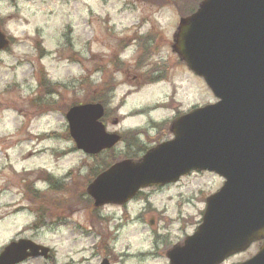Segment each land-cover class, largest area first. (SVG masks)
Wrapping results in <instances>:
<instances>
[{
    "label": "rangeland",
    "instance_id": "374dc122",
    "mask_svg": "<svg viewBox=\"0 0 264 264\" xmlns=\"http://www.w3.org/2000/svg\"><path fill=\"white\" fill-rule=\"evenodd\" d=\"M158 1L0 0V29L10 39L0 51V183L11 186L0 196V251L11 240L28 238L51 252L49 259L22 264H100L103 258L110 264H168L166 250L194 232L205 198L222 185L213 173L194 172L176 183L142 189L122 205L93 208L85 201L87 180L98 170L94 157L64 136V110L73 102L86 101L111 79V93L103 94V122L107 132L121 137L141 133L113 148L117 159H137L143 154L138 146L172 138L157 126L216 100L171 50L172 34L184 16L180 9L194 8L197 0ZM139 34L156 40L139 48L132 42ZM115 56L123 64L121 73L110 64ZM137 60L142 67H136ZM155 69L162 71L151 73ZM140 73L144 79L135 84ZM41 74L43 88L38 87ZM37 171L66 190L51 193L41 181L35 182L41 200L25 196L22 175L31 172L27 177L33 181ZM75 190L78 199L71 208L58 203ZM42 205L46 213H39ZM258 246L255 242L221 264L242 262Z\"/></svg>",
    "mask_w": 264,
    "mask_h": 264
},
{
    "label": "water",
    "instance_id": "95a60500",
    "mask_svg": "<svg viewBox=\"0 0 264 264\" xmlns=\"http://www.w3.org/2000/svg\"><path fill=\"white\" fill-rule=\"evenodd\" d=\"M8 44L0 29V50ZM172 52L216 98L174 118L172 138L138 160L123 159L100 172L86 188L95 207L122 205L143 188L176 182L191 171L224 178L205 199L193 234L167 252L169 264H221L262 241L249 259L264 264V0H202L179 19ZM101 103L71 106L65 113L75 147L95 155L115 146L120 135L101 121ZM50 249L30 239L11 241L0 264L48 258ZM100 264H109L103 259Z\"/></svg>",
    "mask_w": 264,
    "mask_h": 264
},
{
    "label": "trees",
    "instance_id": "16d2710c",
    "mask_svg": "<svg viewBox=\"0 0 264 264\" xmlns=\"http://www.w3.org/2000/svg\"><path fill=\"white\" fill-rule=\"evenodd\" d=\"M158 1V0H156ZM160 3H162V1H158ZM180 11H183V14L182 15H186V13L184 12L183 9H180ZM38 49H39V55L42 54L43 52V48L41 46H38ZM137 63H140V61L138 60ZM119 67H122V64L121 63H117L116 64V69H118ZM157 69L155 70H152L151 73H155ZM156 75V74H155ZM44 75L41 74V78L38 80V87L39 88H43V86H45V82L43 80V77ZM157 76V75H156ZM156 78H153V80H155ZM111 79H108V80H105L101 83V88L98 90H95V92L86 100V101H99V102H102L104 103L105 101V98L103 96V94L106 92V93H111L112 91V85H111ZM48 86V84H47ZM51 91V88L49 89V92ZM75 103H78V102H73L72 104H75ZM67 109V108H66ZM66 109L64 110V113L66 111ZM157 129H158V132H168V125H166L165 123H162L161 125L157 126ZM141 133L138 132V131H131V132H127L125 133V135L122 137V140H126L125 138L128 137L130 139H137L138 136L140 135ZM58 136V134H57ZM66 138L68 137V134L67 132L65 133L64 135ZM50 137H56L55 134H51ZM156 138V137H155ZM154 138V139H155ZM160 142V140L156 138V143ZM139 149H141V152H145L147 150L146 147L144 146H138ZM104 154V155H102ZM127 155V154H126ZM130 158H136V156H130ZM94 163L96 165V169L98 171L95 172V174H97L98 172H100L101 170L105 169L106 167H108L110 164H112L113 162H115L117 160L116 158V155L114 154V151L113 149H110V150H107L105 153H101V154H98V155H95L94 156ZM95 174L93 176H95ZM92 176V177H93ZM44 180L49 184V191L51 193H60L66 189H64L63 187H60L59 184H58V181L56 179H54L53 177L51 176H48V177H43ZM91 179V178H90ZM87 180V182H89V180ZM66 192V191H65ZM76 193V190L75 191H67V197L66 199L65 198H62V199H65L64 201H61L58 203H62L64 208H71V205L78 199V197H76L75 195ZM34 198H36L37 200H41L38 198V195L41 196L42 198V195L39 191H32L31 193ZM54 197V196H52ZM55 197H58V196H55ZM50 199V198H49ZM51 201H53L52 199H50ZM86 203L90 204L91 203V200L87 199L85 200ZM49 205V204H48ZM46 213V210H44V207H43V210L40 211L39 213ZM106 250L105 248H103V251Z\"/></svg>",
    "mask_w": 264,
    "mask_h": 264
},
{
    "label": "flooded vegetation",
    "instance_id": "af4514ba",
    "mask_svg": "<svg viewBox=\"0 0 264 264\" xmlns=\"http://www.w3.org/2000/svg\"><path fill=\"white\" fill-rule=\"evenodd\" d=\"M197 3H199V1L197 2ZM188 5V4H187ZM190 5V7H191V4H189ZM193 9V6L190 8V10H192ZM173 34H174V32H173ZM173 34H172V36H173ZM156 40V38H155V36H153V35H151V34H146V35H137L136 36V38L132 41V42H134L135 43V45L137 46V47H139L140 48V46H145V45H147L149 42H154ZM121 41V42H120ZM118 43L119 44H121L122 45V47H124V46H126L125 45V41L124 40H119L118 41ZM147 43V44H146ZM138 61V60H137ZM140 61V63H141V60H139ZM121 63L120 61H119V58H118V56H115V57H113V58H111L110 59V64L112 65V66H116V64L117 63ZM140 63H137L136 62V67H142V66H139V64ZM122 64V63H121ZM99 68H101L100 66H98ZM122 67H123V64H122ZM121 67H119L118 69H120ZM127 68H130V67H126V70H127ZM117 69V70H118ZM165 70V69H164ZM119 71V73H121V70H118ZM124 71H125V68H124ZM162 71V70H161ZM161 71H159V72H155L156 74L158 73V75H159V73L161 72ZM137 79V81L135 82V84H140V81L142 80V79H144V77L142 78V73H140L139 74V76L136 78ZM159 81H162V80H159ZM97 90V89H96ZM7 162L5 163V164H9V163H11L10 162V160H6ZM9 162V163H8ZM0 165H3L2 164V160H0ZM9 170H11L10 168H9ZM2 172H3V170H2V168H1V166H0V181H1V179H2V177H3V175L4 174H2ZM31 175V172H27V173H24L22 176H24V178L23 179H21L22 180V183H21V185H22V187L24 186L25 187V190H26V195L25 196H30L29 195V193L31 194L32 193V191H40V190H38L36 187H35V182H44L45 180H44V178L43 177H45V176H49L48 174H46V173H43V175L41 174V172L40 171H37V173H36V175H39L38 177L36 176L35 178H34V180L33 181H31V180H29V178L27 177L28 175ZM5 184L2 186V184L0 183V196H1V194L3 193V192H7V190L9 189V187H11L10 186V183H6V182H4ZM32 195V194H31ZM44 200V199H43ZM41 207H44L43 205L41 206ZM260 244V243H259ZM30 258H28V259H26V260H24L23 262H21V263H19V264H22V263H25L26 261H28Z\"/></svg>",
    "mask_w": 264,
    "mask_h": 264
}]
</instances>
